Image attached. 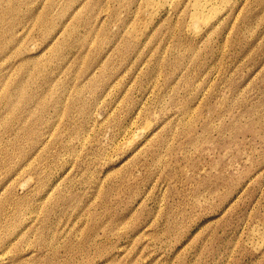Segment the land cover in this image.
<instances>
[{
  "label": "rangeland",
  "instance_id": "obj_1",
  "mask_svg": "<svg viewBox=\"0 0 264 264\" xmlns=\"http://www.w3.org/2000/svg\"><path fill=\"white\" fill-rule=\"evenodd\" d=\"M0 264H264V0H0Z\"/></svg>",
  "mask_w": 264,
  "mask_h": 264
}]
</instances>
